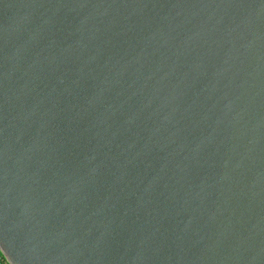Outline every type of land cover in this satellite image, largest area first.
<instances>
[{
  "label": "water",
  "instance_id": "1",
  "mask_svg": "<svg viewBox=\"0 0 264 264\" xmlns=\"http://www.w3.org/2000/svg\"><path fill=\"white\" fill-rule=\"evenodd\" d=\"M8 264H264V0H0Z\"/></svg>",
  "mask_w": 264,
  "mask_h": 264
},
{
  "label": "built area",
  "instance_id": "2",
  "mask_svg": "<svg viewBox=\"0 0 264 264\" xmlns=\"http://www.w3.org/2000/svg\"><path fill=\"white\" fill-rule=\"evenodd\" d=\"M0 264H8L3 255L0 253Z\"/></svg>",
  "mask_w": 264,
  "mask_h": 264
}]
</instances>
